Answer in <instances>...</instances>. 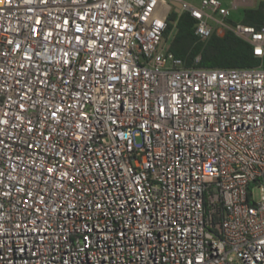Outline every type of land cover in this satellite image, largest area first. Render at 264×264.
Wrapping results in <instances>:
<instances>
[{
    "label": "built area",
    "instance_id": "2783aa9c",
    "mask_svg": "<svg viewBox=\"0 0 264 264\" xmlns=\"http://www.w3.org/2000/svg\"><path fill=\"white\" fill-rule=\"evenodd\" d=\"M177 1L260 64L186 66L166 0H0V264H264V25Z\"/></svg>",
    "mask_w": 264,
    "mask_h": 264
},
{
    "label": "trees",
    "instance_id": "16d2710c",
    "mask_svg": "<svg viewBox=\"0 0 264 264\" xmlns=\"http://www.w3.org/2000/svg\"><path fill=\"white\" fill-rule=\"evenodd\" d=\"M167 27L164 39H167L168 51L184 60L186 66L195 64L199 55L198 66L208 68H245L260 64V59L252 52V46L243 39L227 30L223 35L213 33L206 41H201L194 34L196 18L190 12L180 13L172 9L167 14ZM244 24L261 27L264 25V0H259L256 6L244 8L241 20Z\"/></svg>",
    "mask_w": 264,
    "mask_h": 264
},
{
    "label": "rangeland",
    "instance_id": "374dc122",
    "mask_svg": "<svg viewBox=\"0 0 264 264\" xmlns=\"http://www.w3.org/2000/svg\"><path fill=\"white\" fill-rule=\"evenodd\" d=\"M195 6H200V0H184ZM253 0H222V3L230 9V15L227 18L228 22H241L243 17L244 8L247 7ZM259 0H257L258 2ZM169 10L177 8L174 3L178 2L177 0H166ZM234 4H237L234 6ZM172 33L167 39H163L162 46L167 47V42L171 38ZM259 195L257 194L255 198L257 199Z\"/></svg>",
    "mask_w": 264,
    "mask_h": 264
},
{
    "label": "water",
    "instance_id": "95a60500",
    "mask_svg": "<svg viewBox=\"0 0 264 264\" xmlns=\"http://www.w3.org/2000/svg\"><path fill=\"white\" fill-rule=\"evenodd\" d=\"M174 4H175L176 7H177V8H175V11L179 13L180 10H181V9H180V8H181L180 2H176V3H174Z\"/></svg>",
    "mask_w": 264,
    "mask_h": 264
},
{
    "label": "crops",
    "instance_id": "0c3cea01",
    "mask_svg": "<svg viewBox=\"0 0 264 264\" xmlns=\"http://www.w3.org/2000/svg\"><path fill=\"white\" fill-rule=\"evenodd\" d=\"M257 3H258L257 0H253L252 3H250L247 7H254L256 6Z\"/></svg>",
    "mask_w": 264,
    "mask_h": 264
}]
</instances>
